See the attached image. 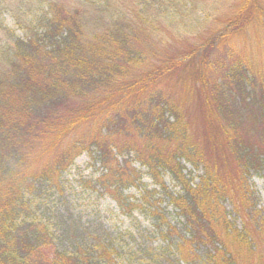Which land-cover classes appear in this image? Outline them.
Here are the masks:
<instances>
[{
  "label": "rangeland",
  "instance_id": "374dc122",
  "mask_svg": "<svg viewBox=\"0 0 264 264\" xmlns=\"http://www.w3.org/2000/svg\"><path fill=\"white\" fill-rule=\"evenodd\" d=\"M14 6L23 29L0 8V20L15 30V39L0 32L1 248L23 247L20 241L35 234L43 242L25 257L29 264H47L58 252L82 264H206L204 245L185 258L178 251L187 216L170 195L186 193L181 181L164 167L152 173L138 155H163L170 167L176 157L196 187L204 166L184 158L183 149L208 154L222 171L243 164L240 155L253 146L261 167L245 160L240 177L249 213L261 216L250 227L263 251L264 0ZM47 12L63 17L57 35L69 43L81 37V47L92 50L90 58H65L66 76L49 57L19 51L32 49L27 41ZM3 202L10 203L6 217Z\"/></svg>",
  "mask_w": 264,
  "mask_h": 264
},
{
  "label": "trees",
  "instance_id": "16d2710c",
  "mask_svg": "<svg viewBox=\"0 0 264 264\" xmlns=\"http://www.w3.org/2000/svg\"><path fill=\"white\" fill-rule=\"evenodd\" d=\"M1 3L0 8L3 6L5 10H10L15 18V23L19 25L21 29H23V24L25 22L22 21L23 18L21 17L19 9L14 8V0L8 6H4L3 3ZM48 13L49 12H47L44 25L40 27L41 31H37V33L33 37H30L27 41V43L32 46V49L30 51H19H21L24 55H32L34 52V55L39 58L42 56L49 57L50 61L56 63L54 65L55 68L57 70L60 69V71L66 76L70 73L63 65L65 62L64 59L69 57L75 58L79 56L90 58L92 50H90L88 47H81V45L84 44L81 37L79 40L77 39L76 41L69 43L65 41L64 36L57 35L54 30L58 29L59 25H62L63 17L58 18L56 15L51 17V15ZM4 23L5 22L3 20H0V32L4 33L5 31L8 35L14 38L13 34H15V30L11 32V29L6 28ZM81 32L84 37L85 35L83 31H78L76 34L81 35ZM43 36H45V38ZM10 40L11 38L8 39V41L3 42L7 46L8 43H10ZM19 42L23 43L22 40H19ZM19 51H17L16 54ZM94 55L96 57V52ZM59 63L60 66H58ZM24 69L26 70L28 67ZM2 78L3 77L0 76V90L4 92V90H2L4 89V80L2 81ZM131 84L135 85L134 83ZM109 125L112 126L110 122ZM79 148H81V146L78 145V149ZM261 149L264 151V145L261 146ZM180 153L184 155V158L188 159L190 162H193L196 166H204L205 173L202 176L200 183L196 187H192L190 182L184 179L182 168H179L175 163L176 157L171 158L172 162L174 163L173 168L170 167L172 164L169 163V160L165 159L163 155L146 158L138 153L139 158L144 162V164L149 166L152 173L160 169V167H164L169 172H171L178 181H181V184L184 186V191H186V193L178 194L177 196L172 194L170 195L172 203L179 208L181 214L184 213L187 216L185 222L186 233L184 239L178 242V251L180 255L185 258L187 257L186 255L190 256L193 253L196 254L198 248L203 247L204 245L205 254L203 257L206 264H264V249L262 252H259L256 241L257 238L250 227V222L259 221L261 216L257 211H255L253 214H250L249 208L246 206L247 201L243 193V180L240 177V173L243 175L242 169H240L241 162L238 160L237 163L239 164L237 165L236 163L234 169L232 167L224 169V167L227 165H223L221 169L223 171L222 172L219 170L220 166L219 168L217 167V163H212L209 160L211 157L208 158V154L204 155L197 149L190 151L186 148ZM258 153L259 152L256 151L253 146H251L250 152L246 151L245 154H241L240 159L244 160L245 164H247L245 162V160H247L252 163L253 167L258 168L261 164L260 163L258 165ZM103 156L105 158L107 155L103 154ZM68 160L70 159H65L66 162ZM228 163L229 162H227V164ZM244 163H241V167L243 168H245ZM160 174L161 173H158L156 176L154 175V179H156L159 183ZM41 176H46L45 172H42ZM50 176V178L53 179L54 175ZM112 178L115 177L113 176ZM120 182L121 181L117 179V183L120 186L126 185V183L123 184ZM7 200L8 198H6L5 201ZM227 201L232 202L233 207L231 209H228V206L225 205ZM3 203L5 205V210H3L1 213H3L4 217H6L8 213L6 209L9 207L10 203ZM232 214L234 218H232ZM239 218L245 220L243 226H239L236 222ZM3 222H5V220L0 217V224ZM259 229V231L264 232V224L262 227L259 226ZM38 237L39 235L37 236L35 234L31 237L26 236L20 241L21 243H19V245H22L23 247H19L18 245L15 248L0 247V264H29V261L25 260V257L30 258L35 246L41 245L43 242H40ZM262 238L264 240V237ZM185 241H187L190 245L194 243V246L183 247ZM4 246L6 245L4 244ZM218 246H220V248ZM38 259L42 260V255H40ZM53 259V261H50L51 259L45 260L47 261V264H82L77 258L68 259L60 252H58V254L55 255ZM60 259L66 260V263L60 262Z\"/></svg>",
  "mask_w": 264,
  "mask_h": 264
}]
</instances>
